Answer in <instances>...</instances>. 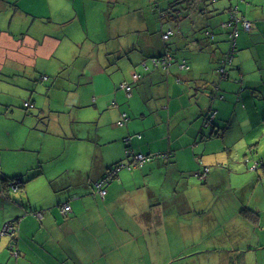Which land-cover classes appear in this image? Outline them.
Instances as JSON below:
<instances>
[{
    "label": "crops",
    "instance_id": "0c3cea01",
    "mask_svg": "<svg viewBox=\"0 0 264 264\" xmlns=\"http://www.w3.org/2000/svg\"><path fill=\"white\" fill-rule=\"evenodd\" d=\"M39 1L41 6H35L36 0H0V94L4 93V85L12 89L17 87L23 91L20 103H24L34 96H28V89L35 88L28 85L30 88L23 89L27 77L33 79L42 72H51L52 68L61 69L64 61L56 64L51 58L53 46L43 54L45 38L34 34L38 31L45 37L51 36L47 27L52 20L58 19L60 24H65L59 32L65 31L64 37L76 50L85 42L92 50L103 47L126 51L130 47L132 50V46L136 49L138 44L140 57L145 53L140 60L142 70L132 69L129 79L121 82H133V77L141 74L145 84L142 80L136 84L149 92V81L153 87L158 79L160 72L152 70L157 68L170 75L161 78L174 80L161 83L166 93L159 106L155 100L144 106L137 99L133 101L136 93L141 94L137 87L130 108H110L108 116L117 126L121 114H128L126 129L120 136L131 135L133 153L171 152V155L147 162L141 168L121 170L102 196L92 182L100 179L113 164L132 161L134 155L129 157L124 153L109 163L99 156L94 168L81 170L77 167L72 172L66 160L52 156L48 145L44 149V143L54 137L33 132L28 123L31 116L19 102H13L21 94L15 91L6 94L13 98L8 102V110L0 111V187L3 176L35 177L20 186L16 193L0 194V230L11 220H15L17 226L14 234L7 232L0 239V264H198L195 258L198 254L199 259L210 260L209 264H264V0H197L198 7L192 8L179 26L174 21L164 20L162 31L159 17L144 13L145 7L153 8L149 4L155 1V9L160 14L171 8L175 12L173 18L179 19L178 15L185 13L182 7L186 4L181 3L184 0H75L72 12H68V0ZM176 3L178 6L172 7ZM233 6L252 22L253 29L248 31L238 25L234 55L237 66L233 74L236 82L229 84L224 82L229 79L222 80L214 68L229 49V32L234 28H226L224 23L230 20ZM100 7L102 10L98 12ZM132 14L137 17L133 21ZM22 15L25 26L17 23ZM167 23L177 32L169 39L173 42L172 50L163 37ZM39 28L44 33L37 30ZM208 30L213 35L212 40L206 37ZM7 33L15 38L8 37ZM14 45L24 46L26 52L16 56L11 53ZM163 46L161 53H147ZM30 50L35 53L30 55ZM168 51L174 53L170 68L165 69L161 62L153 67V61L166 57ZM184 59L189 69L182 70L179 66ZM4 67L8 69L3 71ZM68 67L73 76L68 74ZM86 68L76 59L62 71L84 84L88 78ZM147 71L150 72L145 73ZM95 81V77L89 80L93 91ZM100 81V91H95L92 99L98 105L105 102L111 89L104 78ZM213 83L219 86L218 95L222 87L228 92L214 100L220 112L233 104L226 103L227 100H236L229 114L232 121L238 122L235 127L245 120L259 129L258 140L227 148L232 154L236 148L238 157L233 159L231 155L206 158L208 142L199 140L198 127L204 122L200 117ZM43 101L36 97L39 107L44 106ZM74 104L81 107L82 102ZM65 105L68 106L66 101ZM132 105L138 110L133 111ZM150 109L154 113H149ZM149 115L155 118L154 122L146 119ZM8 120L10 129L6 124ZM21 129L23 135L19 141L20 133L15 131ZM48 135L50 137L45 139ZM111 145V142L103 144L106 153ZM252 146L257 154L249 155L251 159L247 160L244 155ZM210 162L218 163L211 166ZM204 166H209L210 171L202 179L197 173ZM182 184L186 189L191 187L192 193L181 196ZM165 194L171 197L161 199ZM87 196L93 198L85 200ZM158 200L164 204L163 208L153 205ZM65 204L71 206L66 215L61 210ZM39 211L43 212L42 220L33 214ZM214 223L226 227L228 234L204 236L202 233L212 232ZM196 227L203 228L200 235L195 233ZM226 245L232 249H225ZM209 247L224 252L197 251ZM217 257L219 263L214 261Z\"/></svg>",
    "mask_w": 264,
    "mask_h": 264
},
{
    "label": "rangeland",
    "instance_id": "374dc122",
    "mask_svg": "<svg viewBox=\"0 0 264 264\" xmlns=\"http://www.w3.org/2000/svg\"><path fill=\"white\" fill-rule=\"evenodd\" d=\"M79 1V0H78ZM87 2H90V0H86ZM151 0H149L150 2ZM154 1V0H153ZM150 2V6L153 8L145 7L143 12L151 14L152 17H159V25L162 31L161 24L166 19L162 18L160 12L157 8V5ZM42 3L39 0H36L35 6H41ZM134 5V4H133ZM55 6H58L55 5ZM75 7V0H68V12H72V9ZM102 8L100 7L98 9V12H101ZM155 10V11H154ZM45 11H48L46 9ZM134 12V11H133ZM160 14V15H159ZM161 16V17H160ZM134 18H137L136 15L132 14V21ZM144 20L142 21V23ZM21 26H25L23 15L21 17V21L17 22ZM141 23V24H142ZM137 24V23H136ZM62 25L60 24L58 19L52 20L49 22L48 27L50 28L51 36H44L40 32H35L34 34L38 36H42V38H45V44L42 46V52L43 54H47L49 52V48L53 46V49L51 51V58L54 60L53 62L56 64L61 63V61H64V64H62L60 71L67 65L73 63L76 59L78 61H81V64L83 67H86L84 69L85 75L88 77L84 81V85L82 87V90H87L84 97L80 100L82 102L81 107H73V106H66L65 101L66 99L71 101L70 98L74 97V95L71 93L73 89V81L70 77H67L64 73L62 75H58V84L57 88L58 91L53 90V93L51 95V107L52 109H46V115H43L42 118L38 117H29L28 123L31 126V129L33 132L38 131L41 132L42 136L44 134H49L50 136L54 137V139H50L47 141V143H44V149L46 145L49 146L50 153L54 157H58V159L66 160L69 165L72 168V172L74 168L79 167L81 170H90L94 168L95 161L98 160L99 156L107 163H109L110 160L115 158L116 156H120L121 154H126L127 152V145L124 141V137H127V133L123 134V136H120V134L126 129L124 126H114L112 123V118L108 116V112L110 111V108L113 107V101L117 100L120 103L121 108H130L131 100L130 98L124 93L125 91L122 89H118V85L121 81L129 79V75H131L133 72L132 69H139L142 70V67L140 66V60L143 58V56L140 57L142 54L139 52L138 47L139 45L136 44L126 50H107L103 47L101 50L97 49H89L87 43L83 45V47H78V50H76L73 45H71L67 38L64 37L65 31H62V34L59 32V29ZM169 24L165 26V30ZM46 27V25H45ZM186 25L184 26L185 30ZM37 30L42 31L44 33V30L42 28H39ZM57 30V31H56ZM167 34V33H166ZM165 34V35H166ZM7 36H11V38H15V36L11 35V33H7ZM33 37V36H31ZM41 38V39H42ZM85 39V38H84ZM142 39V37H141ZM216 41V40H215ZM213 40V42H215ZM218 41V40H217ZM165 43L171 45L172 40L164 41ZM114 44V43H112ZM118 46V45H117ZM142 45H140L141 47ZM163 47H158L154 50L147 51V53L150 54H158L161 53L163 50ZM230 48V45H229ZM83 50V51H82ZM26 52L25 47L21 46L18 47L14 45V48L11 50V53H16V56L19 55V53ZM35 52L29 51L30 55H33ZM37 53V52H36ZM150 58V57H147ZM236 57L234 58L232 65L229 66L230 69V78L228 81H224L225 83L231 84L232 82H236L235 77L233 74L235 73L236 69ZM8 68L4 67L3 71H6ZM70 67H68V74L73 76V74L70 71ZM154 71L158 70L159 76L156 81V84L152 87L150 81L149 86L150 91L147 92L144 87H142L141 84H137V87L140 88L141 94L138 92L136 93V97L133 99L140 101L141 105L144 106L146 102H151L153 100L156 101L157 105L159 106L160 102L165 98L166 89L164 85L161 83H166L167 79H172L163 77L170 76L168 73H166L161 68L152 69ZM161 70V71H160ZM57 69L52 68L51 72H47L48 75H51V82H55L56 79L55 76L57 75ZM150 71H147L145 73H149ZM214 74V73H213ZM216 74L212 76V78L216 79ZM95 77V88L94 91L91 93L92 90V83L89 82V80ZM105 79V83L111 85L110 89V95L105 99V102L103 104H95L92 102L94 92L100 91V79ZM162 80V81H161ZM145 81L142 80L141 83H144ZM145 84V83H144ZM4 93L0 94V105L2 108H0V111L5 112L9 109L8 102L11 98H13L11 95H6L8 93L11 94L12 91L18 92L21 94L20 98H17V100L13 102H21L22 98V89L19 88H9L5 85L2 86ZM44 91L46 92L45 86L42 85L39 87L36 97H40L45 100ZM172 89H169V93H172ZM228 92L224 89V87L220 88L219 95H225ZM237 93V92H236ZM4 94V96H2ZM67 94V95H66ZM141 96V100L140 97ZM148 97V98H147ZM217 97V98H218ZM232 102L233 104L228 106L226 109L220 112V108L218 105H214V102L209 97L208 101L206 102V105L204 106V110L202 112V116L200 117V120L205 121V117L209 110L211 109H218L217 116L212 121V123L209 126H204L201 122V125H199V140L201 143L208 142V148H207V155L206 158L213 159L215 157H228L229 155L232 156V159L235 157H238L236 148L233 151V154L230 153L229 147L235 146V145H242L246 144L248 142L256 141L260 138V133L257 132L259 129L254 128L253 125L248 124L245 122H242L240 126L235 127L238 125L237 120L234 122L232 121V118L229 116L233 106L236 104V100L231 101V99L227 100L226 103ZM23 103V102H22ZM22 103H20V107L23 108ZM56 107H59V109L56 110ZM133 111L138 110V108H134L132 105ZM56 110V111H55ZM149 113H154L153 109H150ZM196 115H199L196 113ZM132 114H130V117ZM58 118V120L56 119ZM148 119L150 122H154L155 118L152 117V115H149ZM145 119V120H146ZM59 123V125H57ZM7 127L10 129V122L7 121ZM204 128V129H203ZM215 131H220L219 135L214 134ZM225 131H227V134H225ZM15 133H20V136L18 140H21V137L23 135V130L15 131ZM45 136L44 138L47 139L50 136ZM205 137V139H204ZM243 138H245V141H243ZM237 141V142H236ZM111 142V148L107 149L108 153H106L105 149L102 147L103 144ZM236 142V144H234ZM99 148V150H98ZM186 151V150H185ZM186 153L189 155L188 151ZM60 154H63L61 156ZM226 157V158H227ZM63 158V159H62ZM154 160V159H153ZM151 160L145 161L144 164L147 162H151ZM211 166H217L218 162H210ZM226 167L228 166L227 163H222ZM123 171H126L127 169H122ZM122 171V172H123ZM121 172V171H120ZM117 181V180H116ZM95 181L92 182L93 188L98 192V190L95 188ZM192 188L186 189L185 185L182 184L180 186V194L183 196L184 193L191 194ZM94 193V192H92ZM99 193V192H98ZM210 197V191H207ZM171 197L168 194H165L163 198H169ZM93 196H87L85 200H91ZM91 202V201H89ZM153 205H156L159 208H163L164 204L156 201L153 203ZM155 206V207H156ZM66 215V214H65ZM187 229V228H186ZM195 233L197 235H200L203 232V228H195ZM226 227H221L219 224L214 223V227H212V232L208 233H202L204 236H225L228 233L226 232ZM187 232H185L186 234ZM236 232H234L233 237H235ZM223 248V247H222ZM225 249H232L230 245H226ZM198 252L202 253H220L224 252L223 250H216L214 248H205L201 250H197ZM200 254L195 256V258L198 260V264H209L210 260H207V258H198ZM193 259V258H192ZM214 261L217 263L220 262V259L217 257ZM177 264V263H175Z\"/></svg>",
    "mask_w": 264,
    "mask_h": 264
},
{
    "label": "trees",
    "instance_id": "16d2710c",
    "mask_svg": "<svg viewBox=\"0 0 264 264\" xmlns=\"http://www.w3.org/2000/svg\"><path fill=\"white\" fill-rule=\"evenodd\" d=\"M197 0H184V2H181L183 4H186V5H183L182 9L185 11V13H182V14H179L178 15V18L179 19H174L173 18V10H171V8L167 9V10H164V13H162V17L164 19L167 20L168 23H171L172 21H174V23H176L177 26L180 25V23H182V19L186 16H189L190 12H191V9H196L200 3L199 2H196ZM199 1H203V0H199ZM155 3V1H154ZM174 6L172 7H176L178 6V4H173ZM199 10L201 11V15H202V10L199 8ZM165 12H167V15L165 14ZM169 13V14H168ZM230 20L225 22L224 23V26L226 28H231L233 27L234 29H232L230 32H229V45H230V48L228 49L226 55L224 56V59L223 60H220L219 64L216 65V67L214 68L215 71H217L219 74H220V78L222 80H228L230 78V69H229V66L232 65V62H233V58H234V55H235V52H236V47H237V38H238V35H239V29H238V25L240 24L243 29L245 30H248V31H251L253 29V24L250 20H248L246 18V16L244 15H241L239 13V10L236 6H233L231 9H230ZM200 16V15H199ZM173 18V19H172ZM176 21V22H175ZM244 21H247L249 22L250 26L249 27H246L245 24H244ZM235 25V27H234ZM229 26V27H227ZM233 30H236L238 31V35H237V38H236V42L234 43L233 42V39L232 37L230 36L231 35V32ZM169 31H171L172 33H170L168 35L167 38H165V34L168 33ZM174 29H173V26H168V29H167V32L164 34V39L165 41H169V39L176 35L177 32L175 31L174 33ZM206 37L210 40L211 37L213 38V35L212 33L208 30L207 33H206ZM199 40L201 41L202 38L199 37ZM197 40V41H199ZM173 44V42L171 43V45ZM171 45L168 44V47L170 50H172V47ZM173 51H168L167 54H166V57H163V58H159V59H156L153 61V67L154 65L155 66H158L157 64L158 63H162L163 67L165 69H169L170 66H171V63L173 62ZM179 66L181 67V69H189L190 68V65L187 63V60H183L181 63H179ZM62 73H64L62 70L60 71H57V75L55 76L54 79H56V81L54 82H51V78L52 76L51 75H48V73L45 71V72H42L39 77H35L33 79L31 78H28L27 77V80L25 79V85L26 86H23V89L27 90L26 88H30L28 87L29 86H35V88H30L28 89L29 91L27 92L28 93V96L31 97V95L34 94L37 95V92H38V89L37 87H40L41 85L44 87L45 86V89H46V92L44 91V95L46 94L45 96V100L43 101V104L44 106L42 107H39V105H37V103L35 102L36 101V98H33L31 97L29 99H27L24 103H23V109L25 111H27V113L31 116V117H38V118H42L43 115H46V109H52L51 107V102H50V99H51V95L53 93V90L55 91H58V88H57V84H58V75H62ZM67 77H69V75H67L66 73H64ZM142 75L141 74H136L135 77H133V82L132 81H127V82H120L119 85H118V89H122V91L124 90L125 94L130 98V100L132 99V97L135 95V89H136V86H137V82L141 81L142 80ZM72 81H73V89L71 91L72 94H75L77 93L74 97L70 98L71 101L67 100L66 99V102L69 106H73L75 107L76 104H74V102L76 101H80L84 95L87 93L86 91L87 90H82V87H83V83H78L76 82L75 80H73V78L71 77ZM178 80V78H177ZM79 88V89H78ZM212 91H209V93H207L206 95L209 96L211 98V100L214 102V100L218 97V88L219 86L216 85V83H213V86H212ZM93 89V88H92ZM93 92V90H91V93ZM67 95V94H66ZM196 104L199 105L198 103V100H196ZM118 107L120 106V103L117 101V100H114L113 101V107ZM36 109V112H34L33 110ZM57 110V108H56ZM55 110V111H56ZM217 115V110L215 109H211L208 111L206 117H205V121H204V124L205 126H209L212 121L215 119ZM127 120H128V114L126 113H122L121 114V120L118 122L117 125H120V126H125L127 124ZM216 135H219L220 134V131H215ZM131 135L127 136L124 138V141L127 145V152L126 154L129 156V157H132L133 155L135 156V153L132 152V147H131ZM205 139V137H204ZM139 154H142V153H139ZM257 154V150L256 148H254V146H252L250 148V152L245 154L244 157L249 160L251 158H248L249 155H255ZM146 156V158H148L149 160H153V159H157V158H168L170 155H171V152H169L168 154H150V155H146V154H143ZM134 161L135 158L132 159V161L128 162V163H125V162H122V161H119L115 164H113L112 166H110V168L107 170V172L100 178L98 179L97 181H95V188L98 190V192L100 193L99 191V184L101 185L102 188L106 189V192H107V188L108 186L119 176V173L122 169H132L133 167L136 168V167H143V165H135L134 164ZM263 161L261 160L259 162V164H261ZM145 163V162H144ZM263 165V164H262ZM261 165V166H262ZM119 168V171L117 173V176L115 177H112L110 178V170H115ZM210 171V167L209 166H204L203 167V170L200 171L199 173H197V175L202 178V179H205L207 176H208V173ZM33 177H35L34 175L30 176L28 179L25 178V176H15V177H11V178H6L3 176V183L1 185V187H3L5 190V192H3V188L0 187V194H4L6 193L7 191H11V192H18V189L20 188V186L22 187V185L24 183H26L27 181L31 180ZM14 186H17V187H14ZM101 194V193H100ZM102 195V194H101ZM106 195V194H105ZM104 195V196H105ZM103 196V195H102ZM63 207V206H62ZM62 210V208H61ZM71 210L67 211V212H64L62 211L64 214H68ZM41 213L42 214V218H40L38 216V214ZM39 220H42L43 219V212L42 211H39V212H35L33 213ZM15 220H11V221H8L7 222V226L8 227H12L10 228L11 231H14L13 234L15 233V231H17V226H16V222H14ZM2 230V229H1ZM0 230V231H1ZM6 235V234H5Z\"/></svg>",
    "mask_w": 264,
    "mask_h": 264
},
{
    "label": "built area",
    "instance_id": "2783aa9c",
    "mask_svg": "<svg viewBox=\"0 0 264 264\" xmlns=\"http://www.w3.org/2000/svg\"><path fill=\"white\" fill-rule=\"evenodd\" d=\"M244 24H245L246 27H249V26H250L249 22H247V21H244ZM170 33H172V32L169 31L164 37L167 38L168 35H169ZM237 35H238V31L233 30V31L231 32V35H230V36L232 37L234 43L236 42ZM134 158H135V160H136V161H134V164H135V165H138V164H139V165H143L145 161L149 160V159L146 158V156L143 155V154H135ZM118 171H119V168H117V169H115V170H110V178L117 176ZM207 171H209V170H207ZM14 187H17V186H14ZM99 187H100V188H99L100 193L104 196V195L107 193V192H106V189L102 188L100 184H99ZM69 210H71V206H70V204H65V205H63V207H62V211L67 212V211H69ZM38 216H39L40 218H42V214H41V213H39ZM10 228H12V227H8L7 224L3 227V229L0 231V239H1V237H3L7 232H14V231H11Z\"/></svg>",
    "mask_w": 264,
    "mask_h": 264
}]
</instances>
